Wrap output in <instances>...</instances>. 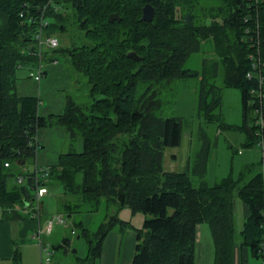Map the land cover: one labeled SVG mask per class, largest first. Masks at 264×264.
I'll use <instances>...</instances> for the list:
<instances>
[{"label":"trees","instance_id":"trees-1","mask_svg":"<svg viewBox=\"0 0 264 264\" xmlns=\"http://www.w3.org/2000/svg\"><path fill=\"white\" fill-rule=\"evenodd\" d=\"M45 1L0 0V220L39 217L48 193L40 197L35 215L37 173L47 191L60 188L57 213L67 225L58 224L72 237L83 239L86 252L80 264H94L108 231L116 224L125 226L117 218L121 208L143 216L140 228H132L130 264H195L199 223H206L210 231L212 264H232L235 244L247 246L263 259L264 0L209 4L207 0H58L61 10L46 9L49 23L44 29L55 34L59 44L43 51L42 58L47 64L55 60L56 52H63L81 76L85 93L80 101L67 95L61 113L41 116L37 97L18 96L14 83L17 70H26L29 77L36 64L35 19ZM146 3L153 8L149 21L140 20ZM110 13L119 20L108 21ZM72 28L78 35L81 32L83 40L74 36L70 46L63 47L59 35ZM204 44L211 56L201 61L197 110L204 111L205 123L219 130L244 132L243 147L257 144L261 150L254 174L241 184L230 174L211 185L193 183L186 170H166L162 165L165 148L180 144L181 122L176 116L161 115L160 96L174 81L198 76L183 63L190 54L201 52ZM129 51L138 58L128 56ZM218 71L222 86L240 91V125L210 117L220 103L221 89L206 78ZM258 91L263 94L260 103ZM259 115L261 126L255 121ZM51 124L63 126L70 140L79 137L81 149H68L54 164L37 166L34 154L40 145L35 133ZM199 136L201 145L191 170L202 176L208 139L202 129ZM234 197L248 207L238 236L233 226ZM101 203L104 220L95 230L74 218L96 212ZM70 239L65 233L58 244L47 243L50 256L55 248H66ZM12 262L20 264L17 253Z\"/></svg>","mask_w":264,"mask_h":264},{"label":"rangeland","instance_id":"rangeland-1","mask_svg":"<svg viewBox=\"0 0 264 264\" xmlns=\"http://www.w3.org/2000/svg\"><path fill=\"white\" fill-rule=\"evenodd\" d=\"M207 4L213 2V0H207ZM60 43L63 47H69L72 43L74 36H77L80 40H83L81 32L76 31L75 28L68 30V32L59 35ZM85 41V40H84ZM56 63L51 66V68L46 70V75L40 79L39 88L34 93H39L41 103L39 105V111L42 112L43 108L46 109L47 106H51L50 112H58L64 105L65 97L68 95L75 100H82L84 98L85 87L81 85L82 78L79 76L67 63V57L63 52L55 53ZM211 56L209 47L207 44L202 46V51L190 54L183 63V68H188L196 70L198 72L197 77H184L178 79L172 83L170 88L165 89L161 96V115L162 116H176L181 122V141L178 146L167 147L164 150V155L169 153H178V158L175 162H170L163 156V168H173L172 170L178 171L182 167V156L184 154L183 150L185 148L184 141L189 139V146L187 148V155L192 154L196 150L197 135L199 134V129L204 130L210 135L212 140V150L209 154V159L207 162V169L214 174L219 176H224L229 168H232L233 174L240 168V164L247 155V151H242L241 154H236L234 150L233 153L230 152V147L228 145L232 144V148L235 149L239 146V138L233 139L236 134L229 136L230 132L223 130L220 134H215V126L210 123H205L203 117L204 111L197 110V92L199 79L202 70V58ZM209 67H207L206 74L209 73ZM26 70L20 69L16 72V80L31 81V78L26 76ZM208 83H214L219 86L220 91V103L219 105L211 110L210 117H216L222 124L240 125L242 120L241 112V100L240 91L236 87L222 86L220 72H217L213 78H206ZM33 83V82H32ZM198 111V112H197ZM47 112L44 114L46 115ZM62 129L63 132H61ZM50 139L48 147L43 148L42 153L46 156L48 160H54L59 152H65L68 150L66 144L69 139L67 131L63 126H57L49 130ZM236 133V132H232ZM212 134L214 136H212ZM64 136V138H63ZM229 143V144H227ZM72 149L78 150L81 145L79 137H75L72 141ZM40 147L38 148V150ZM174 149V150H173ZM240 149V147H239ZM41 150V149H40ZM258 150V149H257ZM256 150V159H258V152ZM259 151V150H258ZM167 156V155H166ZM252 158V160H254ZM45 196L42 201L43 213L50 212V219L55 213L54 210L57 205V201L60 200V188L54 186L46 191ZM53 213V214H51ZM105 207L103 203L100 204L98 210L92 213H84L74 215L75 219H81L84 227L90 231L95 230L98 225L104 220ZM206 226V224H203ZM63 229L56 226L53 223L52 234L49 241L52 243L57 242L59 235L62 234ZM66 235L71 237L70 243L66 248L57 247L53 250L50 256V264H80L79 259L85 255L86 246L82 238H76L68 233V230H64ZM55 234H58L56 236ZM54 235V240L51 238ZM208 245L210 250L212 249L211 239L208 236ZM207 250V243L205 244ZM74 250V251H73ZM209 252V251H208ZM197 254V250L195 252ZM207 254V252H206ZM210 254V253H208ZM28 262H34L33 257L26 258ZM207 261V257H205ZM35 262L39 264V257L36 256Z\"/></svg>","mask_w":264,"mask_h":264},{"label":"crops","instance_id":"crops-1","mask_svg":"<svg viewBox=\"0 0 264 264\" xmlns=\"http://www.w3.org/2000/svg\"><path fill=\"white\" fill-rule=\"evenodd\" d=\"M55 63H56V58L55 60L48 62L45 65V75H46V70L48 68L50 69L51 66L54 65ZM31 81L33 83L25 80H15L14 83L15 93L18 96L37 97L38 104L36 107V111L38 115L46 116L48 114L61 113L63 106L62 108H60L61 109L60 111L55 113L50 112L49 109H51V106H47L45 110L43 108L42 112L39 111V105L41 103L40 95L39 93L35 94L34 92L38 90L40 81L35 82L32 79ZM46 112L47 114L44 115ZM57 126H61V125L51 124L49 126L41 127L36 131L34 139L40 145L41 150L37 149V151L35 152L33 164L37 166H47L50 164H54L57 161L58 155L64 153V152H59L53 161L48 160L46 156L42 153V149L48 147L49 145V139H50L49 130L52 128H56ZM59 130L63 132L62 129ZM223 130L230 132L229 136L232 134H236L235 137H232L234 140L239 138V146L236 147L235 149L232 148V144L228 145L230 147L231 153H233L232 152L233 150L236 154H241L243 150L248 152L245 157V160L242 161V163L239 166L240 168L236 171L235 174H233L232 168H229L227 173L224 175L226 176L227 174H230L232 178H235L236 180H238V183L241 184L246 180H248L250 176L254 174L256 170V163L259 161L261 155V150L259 145L257 144L249 147H243V144L247 141V137L244 132L232 128H225ZM223 130H219L217 127H215L214 135L220 134V132ZM202 132L204 136H206L208 139V151L205 160L204 173L202 174V176H198L192 173L191 170L195 159V155L201 145V138L199 134L197 135L198 139L196 142V146H197L196 150H194L192 154L187 156L186 153H187V148L189 146V139H185L184 141L185 148L183 150L184 154L182 156L183 164L180 170L178 171L186 170L193 183L203 181L206 184L211 185L224 176H219L218 174H214V173L211 174V172L207 169V162L209 159V154L213 149L211 146L213 143L210 138V135L206 133L204 130H202ZM232 132H236V133H232ZM214 135L212 134V136ZM72 141L73 140L68 139L66 144L68 149L72 148V144H71ZM80 149H81V145L80 148L75 151H80ZM256 150L258 152V159L254 158L256 157L257 154ZM166 155H164L165 159L170 161L171 163L175 162V160H177L178 158L177 152L169 153ZM252 158H254V160H252ZM164 169L175 171L172 170L173 168L164 167ZM48 194L45 196H48ZM61 198L62 197L60 196V200ZM59 204L60 203H58L57 201V205L53 213H57L60 211ZM43 205L44 202L42 201L41 212L37 219L34 218L33 216H29V217L27 216L20 221L14 219L0 220V264H13L12 255L14 253L18 254L20 264H37L35 262L36 256L39 257L37 238H39L42 242L48 243L49 245H56L60 242V239L65 234L64 230L62 231L63 233L59 235L57 242L52 243L51 241H49L50 236L52 234L53 223H55V225L58 227L60 226L62 229L63 227L58 223H56L55 221H53L52 219H50L49 211L48 213H43ZM232 213H233V226L238 236L241 233L243 224L248 216V207L245 204V202L242 201L240 198L234 197L232 200ZM117 218L120 221H122L125 224V226L123 227L119 224H116L115 226H113V228L110 231H108V233L105 235L102 241L100 256L94 261V264H130V260L133 254L134 237H135L132 228H140L142 224L143 216L138 212L131 213L128 208H121L117 212ZM48 221H50V226L47 230ZM203 224L204 223H199L195 226V252L197 250V254H195V264H212V260H213L212 239L207 224L205 223L206 226H204ZM55 235L58 236V234ZM208 236H210L211 239V244H212L211 250H210V246L208 245ZM51 238L54 240L55 238L54 235ZM206 243H207V250L205 247ZM28 257H33L34 262H28L26 259ZM205 257H207V261H205ZM232 264H264V261L258 255L251 254L247 246L235 244L232 249Z\"/></svg>","mask_w":264,"mask_h":264},{"label":"built area","instance_id":"built-area-1","mask_svg":"<svg viewBox=\"0 0 264 264\" xmlns=\"http://www.w3.org/2000/svg\"><path fill=\"white\" fill-rule=\"evenodd\" d=\"M58 0H46L42 5H40L37 8V12L38 15L35 19L36 22V31L34 33V40H35V49H34V55L36 56V64L34 65V67L32 69H30L28 71V76L35 82H39V80L42 77V73L44 70V67L46 65V62L43 60L42 56H43V51L47 50V49H55L58 46V39L56 37L55 34L53 33H47L45 32L46 26L48 25V19L45 16V11L47 8L51 7L52 10L58 11L61 10V5L58 4L57 2ZM32 18V16L30 17V19ZM20 52H23V50H20ZM249 57H251L249 55ZM252 67H254L252 65ZM247 77L250 76L249 73L246 74ZM260 78L261 76L258 75L257 76V80L258 82H260ZM258 98H259V103L262 100L263 94L258 91ZM255 110V109H254ZM256 111V110H255ZM257 123H259V125L261 126L263 124V120L260 117V115L257 117V119L255 120ZM4 165H6V163H4ZM45 169L42 171V174H40L41 176L45 173ZM34 172L36 173V168L34 169ZM39 175V176H40ZM20 178H18L17 180H19ZM38 174H34V185H35V212L34 214L36 215L38 213V208L40 206L39 204V199L40 197H42L45 193H46V188L41 185L38 182ZM263 193H264V184H263ZM262 217H263V223H262V227L264 229V209L262 210ZM52 220L60 223L64 226L67 225L65 218L61 215V214H54L52 216ZM50 226V221L47 222V230ZM263 239H264V233H263ZM37 245L39 248V261L40 264H50V249L48 247L47 243L42 242L39 238H37ZM261 251L264 253V242L261 244ZM264 261V258H263Z\"/></svg>","mask_w":264,"mask_h":264},{"label":"water","instance_id":"water-1","mask_svg":"<svg viewBox=\"0 0 264 264\" xmlns=\"http://www.w3.org/2000/svg\"><path fill=\"white\" fill-rule=\"evenodd\" d=\"M152 15H153V8H152V6L149 5V4H147V3L144 4L141 7L140 20L149 21L152 18ZM185 19H187V17H185ZM112 20H115V21H118L119 20L118 16L115 13H110L108 15V21H112ZM126 54L128 56H131V57L135 58V59L138 58V56L133 51H129Z\"/></svg>","mask_w":264,"mask_h":264}]
</instances>
